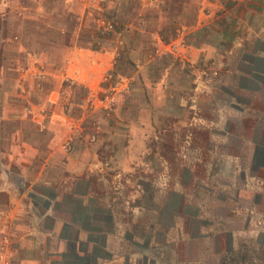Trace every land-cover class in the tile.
<instances>
[{"label":"crops","instance_id":"1","mask_svg":"<svg viewBox=\"0 0 264 264\" xmlns=\"http://www.w3.org/2000/svg\"><path fill=\"white\" fill-rule=\"evenodd\" d=\"M201 1L0 0V264H68L70 245L81 243L93 250L82 221L63 218L76 212L66 200L81 201L88 213L91 204H102L91 191V177L104 170V162L123 172L136 162H151L147 157L156 145L155 136L161 134L158 131L167 132L170 127L165 125L171 120L187 123L189 106L197 111L193 119L199 118L201 88L188 106L185 96L192 93L188 77L170 56H156L154 50L172 40L166 31L196 19ZM247 1V10L237 11L233 19L243 28L251 25L256 6L259 19H264V0L257 5V0ZM100 2L105 7H99ZM121 7L129 12L124 28L118 15ZM100 13L118 25L109 39L104 34L96 36ZM226 20L223 29L220 26ZM208 27L197 33L206 40L205 45L196 46L197 56L217 62L219 48L242 36L239 32L231 36L229 11ZM257 34L259 39L264 37V23ZM95 44L101 49H94ZM246 48L230 53L234 56L231 86L242 90L249 82L264 86V73L259 72H264V51ZM110 71H119L123 80L135 83L117 99L114 120L98 127L102 138L95 143L82 137L80 126L91 101L87 96L101 88ZM92 108L99 109L96 101ZM233 113L242 122L252 123L250 127L240 124L231 134L240 136L243 153L231 156L233 174L240 173L243 184L231 198L245 204L248 222L242 231L246 235L255 229L254 215L264 210V110L251 112L236 106ZM236 183L232 179L231 186ZM102 198L109 199L108 195ZM103 207L107 217L111 207ZM232 207L231 213H240L241 208ZM109 213L114 219L115 212ZM100 224L107 227L105 222ZM113 229L102 235L106 255L99 264H133L131 258L113 250ZM239 232L233 230L235 236ZM68 233H73L72 241L65 237Z\"/></svg>","mask_w":264,"mask_h":264},{"label":"rangeland","instance_id":"2","mask_svg":"<svg viewBox=\"0 0 264 264\" xmlns=\"http://www.w3.org/2000/svg\"><path fill=\"white\" fill-rule=\"evenodd\" d=\"M150 1L162 3L161 0ZM201 3L194 15H197L196 19L193 17L166 31L172 40L160 43L154 55L170 56L171 61L188 77L192 89V93L185 96L188 106L195 100V90L201 88V113L198 117L204 119V123L199 118L193 119L197 111L189 106L191 117L184 121L187 123L179 124V121L171 120L165 125L170 127L167 132L158 131L161 134L155 136L156 145L151 147L147 157L151 162H136L128 172L109 168L106 165L109 162H104V170L91 177L94 184L91 191L102 200V205L111 207L104 222L106 228H114L113 250L124 258L131 255L133 264H221L225 256L239 252L251 256L253 261L250 264H264V210L260 209L254 215L252 222L255 229L244 235L242 230L248 222L247 213L243 211L245 204L231 198L243 187L239 181L240 173L233 174L234 161L231 159V156L243 154L239 148L240 136L231 134L240 129V124L248 127L252 124L233 117V112L236 106L251 112L264 110L260 99H264V86L254 82L247 83L246 90L231 86L234 56L230 55L231 50L242 46L247 47L246 51H264V37L259 39L260 34H257L264 19H259V6H256L250 26L243 28L244 24L233 21L234 13L247 10V0H202ZM99 5L105 7L103 2ZM151 8L157 7L151 5ZM118 11L122 18L120 27L124 28L129 12L122 7ZM228 11L231 14V36L239 32L242 38L225 42L219 48L217 62L212 57L202 60L201 56H197L196 46L205 45L206 40L197 33L206 31L213 21L222 20ZM107 22L114 23L111 19ZM227 23L226 20L220 27L226 29ZM218 27H215L216 30ZM115 28L118 30L116 23ZM211 34L212 37L217 36ZM250 36L252 39L248 40ZM119 73L110 71L105 75L101 88L87 96L91 97V101L87 103L88 107L86 105L87 118L81 122L79 132L88 141L94 136L97 142L102 138L96 128L108 126L114 120L117 99L124 91L131 90L135 83L134 80H123ZM66 84L72 86L70 82ZM112 97L115 99L112 110L104 108L102 100ZM93 101L97 102L98 110L92 108ZM232 179L238 181L235 188L231 186ZM103 195H108L109 199H103ZM232 206L241 208L240 213H231ZM110 211L115 212L114 219ZM138 226L145 230L152 227L169 229L166 235L160 233L158 238L167 246L156 247L155 241L146 242L137 235L136 246L127 251L126 239ZM235 229L240 230L237 236L233 234ZM179 232L185 239L182 245L179 244L181 246L175 243ZM1 249L3 245L0 252Z\"/></svg>","mask_w":264,"mask_h":264},{"label":"trees","instance_id":"3","mask_svg":"<svg viewBox=\"0 0 264 264\" xmlns=\"http://www.w3.org/2000/svg\"><path fill=\"white\" fill-rule=\"evenodd\" d=\"M109 19H107L102 13L98 15L96 18V27H98V30H96V36L99 38L102 36V34L106 35L107 38L113 37V34L116 32L115 28V22L110 23L107 22ZM94 49L100 50V46H97V44L94 45ZM100 200V199H99ZM70 206H74L76 212H70L69 215H64L63 218L72 220L74 222H79L82 221V229L85 233L89 235L88 239V244L93 243L95 247L93 250H88L85 246H83L81 243L78 244H72L68 248V257L67 261H69L68 264H99L101 260H104L103 257L106 255L102 251V243H103V236L106 234H110L112 231L111 229L100 227V223L104 222L105 219V209L100 201L91 204L92 206L89 210L87 211L88 213L85 212V207L82 205L81 201H73L72 199L66 200ZM66 202V204H67ZM83 210L85 213H81L80 210ZM70 211H73L70 209ZM80 213L82 215H80ZM159 225V224H158ZM169 231L166 230L164 227L162 228H151L150 230H145L144 228H140V226L137 227V229L133 232L129 231L132 233V235H129L130 238L126 239L129 249L127 251H130L136 241L137 235L139 237L141 236V239L146 240V242L152 243L153 241L156 242L155 246L156 247H166L167 244H163L164 242H161L158 238L160 233H164V235L167 234ZM73 233H68L65 235L67 239L72 241L73 238ZM183 240L185 241L184 237L182 236V233H178L176 237V244H183ZM166 243V242H165ZM170 243V242H169ZM134 245V246H133ZM179 245V246H181ZM141 247L140 245H137ZM155 247V248H156ZM142 248V247H141ZM80 253L84 256L81 257ZM131 256V255H130ZM130 256H128L126 259L129 260ZM106 259V258H105ZM253 261L251 260V256L247 255V253L243 254L242 253H236V254H230L224 257L222 259L221 264H250V262ZM256 261V260H255ZM252 263V262H251Z\"/></svg>","mask_w":264,"mask_h":264},{"label":"built area","instance_id":"4","mask_svg":"<svg viewBox=\"0 0 264 264\" xmlns=\"http://www.w3.org/2000/svg\"><path fill=\"white\" fill-rule=\"evenodd\" d=\"M102 105H104V108L112 110L113 106L115 105V99L112 97V98H108L106 101L102 100ZM96 132L98 134V132H99L98 127L96 128ZM91 141L95 142L96 136H94Z\"/></svg>","mask_w":264,"mask_h":264}]
</instances>
